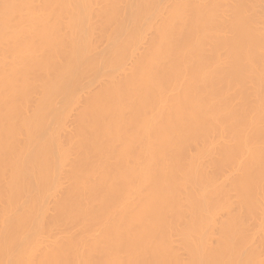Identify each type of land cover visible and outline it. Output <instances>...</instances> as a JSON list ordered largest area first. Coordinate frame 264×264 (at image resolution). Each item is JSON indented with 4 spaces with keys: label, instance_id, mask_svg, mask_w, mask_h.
Masks as SVG:
<instances>
[{
    "label": "bare ground",
    "instance_id": "6f19581e",
    "mask_svg": "<svg viewBox=\"0 0 264 264\" xmlns=\"http://www.w3.org/2000/svg\"><path fill=\"white\" fill-rule=\"evenodd\" d=\"M0 264H264V0H0Z\"/></svg>",
    "mask_w": 264,
    "mask_h": 264
}]
</instances>
